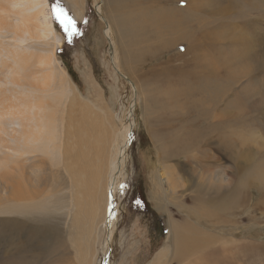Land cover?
Here are the masks:
<instances>
[{"label":"bare ground","instance_id":"obj_1","mask_svg":"<svg viewBox=\"0 0 264 264\" xmlns=\"http://www.w3.org/2000/svg\"><path fill=\"white\" fill-rule=\"evenodd\" d=\"M69 1L76 7L78 6L76 17L82 19L84 13L81 0ZM219 3L220 0L214 2L206 0L205 6L209 11L204 13L203 21H201H205L211 27L203 26L199 17L191 12V7L188 5L184 9L173 8L167 15H159V18L156 16L158 20L153 17L156 13L152 14L148 9V13H145L144 17L142 16L144 18L141 21L142 33L139 32V35H135L140 37V40L143 37H146L147 40V37L151 36L147 30L152 29L148 28L149 25H153L155 19L159 25L166 23V27L175 31V33H170L177 35L182 32L181 27L185 23L184 16L191 14L195 21L193 24L196 21L200 23L201 30L215 44V51L211 53L208 48L205 50L204 46L202 47V42L197 43L192 39V36L184 34L182 39L192 41V44L188 47L189 50L185 55H180L177 58L173 56L174 60L177 59L176 62L184 63L173 67L169 61L164 63L161 76H164L165 86H159V84L153 86L148 81H141L140 84L133 86L135 95L141 97V101L144 102L146 118L153 113L148 118L151 121H158L159 126L164 123L161 119V111L160 116L158 115L159 110L177 114L184 113L192 107L196 108L199 113L205 114L204 129L209 126L215 132L218 130L216 132L218 134L214 136H212V132L210 136H204L200 140L201 144L194 141V138L197 137L194 133L179 131L172 137L171 143L181 144L180 147L187 149L179 160V165H182L184 173L168 179V184L172 186L171 192L166 190L163 192L168 198L173 196V190L178 188L184 193L193 190L198 198L200 194H203L211 199L210 185L197 182V167L205 169L211 167L212 170H215L218 184L217 191L213 192V195L215 194L213 199L222 197L221 180L227 173L222 172L223 174H221L218 169H215L219 168L221 158L218 156L211 158L212 149H216L221 155L222 153L226 154V159L233 166V178H236L240 171L238 151L241 145L238 146V144L241 143L239 141H242V130L237 134L236 128L231 126L228 129L226 125L236 121L242 115V111L237 109L235 114L230 116V111L224 108H215L217 104L207 105L211 102L210 100L198 99L195 101L192 94L186 89V84L185 87L182 85L188 78L181 83L171 78L172 76L188 75L191 79L199 82L205 81L204 78L210 80L209 78L220 77L224 71L229 73V77L230 75L239 76L243 69L251 68L252 64L249 62L255 56L250 57L251 53L259 51L257 49L260 45L259 41H261V45H264V33L259 38V32L248 34L252 30L249 29V26L242 28L241 32H237L238 24L221 23L220 25L218 23L215 25L219 17L224 19V9ZM158 7L163 8L162 5H158ZM125 15L128 16L127 13ZM132 15H130L131 18ZM123 23L128 29L133 24V20L123 21ZM120 25L122 24L117 26ZM111 27L108 34L109 40L113 41ZM129 31H125L127 36L124 40L122 37L121 41H118L119 45L115 41H110L114 50L112 58L114 56L115 61H113L116 63V67L113 68L115 74L113 71L111 72V75L114 74L115 82L118 81L116 77L119 73L118 69L120 66H124L119 53L120 49L127 56L128 60L124 58L127 63H134L132 54L127 51L128 49L126 50L128 47L126 44L129 45L134 39L136 40L130 34L132 32ZM218 32L229 36L217 41L215 33ZM2 34H10L12 43L11 48H5L0 43V264H50L55 259L59 264H96L97 246L102 233L106 231L107 234L104 248H102L104 257L114 237L113 228L118 221V204L115 199L121 182L125 178L129 147L127 138L130 137L134 123L129 120L120 131L118 130L119 128L113 122L115 114H112L107 107L103 93L98 95V91L102 89L98 86L95 77L90 74V70L88 74L83 73L89 86V94L84 97L69 75L60 65H57L55 50L56 47L61 46V42L55 32L48 0H0V37H3ZM245 35L252 36V38L243 41ZM51 36L54 40L52 52L31 54L22 50L21 46L29 41L50 39ZM172 41L173 39H171ZM134 51L136 53L137 50ZM5 52H8L13 59L15 66L20 67V64L27 65L29 63L26 71L20 69L17 71L11 66L10 68L3 66ZM214 52L216 57H214ZM142 53L140 56L143 55ZM144 54L146 55V53ZM188 54H192V56L187 57ZM184 56H186L185 59ZM82 59L83 64L88 66L86 56L82 55ZM187 60H190L191 64L187 65L185 62ZM240 69L242 70L238 71ZM147 72L145 73L146 77L155 70L150 69ZM136 79L142 80L141 77ZM9 84L10 87L5 88ZM55 89L58 91L55 92V97H50L49 93ZM94 96H97L96 113H94L93 105ZM64 107L67 109L65 118L61 111ZM194 131L200 132V129L197 128ZM161 135L160 139L156 140V147L160 150L165 147L164 138ZM197 151L202 154L203 159L195 162L193 153ZM210 158L216 167L212 163L208 164ZM177 167H180L181 170V166L177 165ZM158 186L163 189L162 184H158ZM152 196L158 211H166L167 205L170 204L169 200H162L156 193ZM202 211L205 209L202 208ZM192 231L200 230L190 229L172 219L171 237L169 238L172 239L174 245L171 249L168 243L165 244L150 264H234L236 262L233 253L231 256H226L227 258L217 259L214 263L209 259L208 253L199 254L215 249L206 238L198 237L192 234Z\"/></svg>","mask_w":264,"mask_h":264},{"label":"rangeland","instance_id":"obj_2","mask_svg":"<svg viewBox=\"0 0 264 264\" xmlns=\"http://www.w3.org/2000/svg\"><path fill=\"white\" fill-rule=\"evenodd\" d=\"M48 1L54 21L55 32L61 42V46L56 47L57 49L55 50V56L58 60L57 65H60L69 75L72 82L80 89L84 97H87L89 94V86L86 83L83 73L86 72L88 74L90 70V74L95 77L98 86L102 89L98 91V95L103 93L107 107L112 114H115L113 115V122L117 128H119L118 130L120 131L129 120H132L134 123L129 135L130 137L127 138L129 147L128 161L125 167V178L124 181L121 182V187L115 199L118 204V221L117 225L113 228L114 237L104 257L102 248H104L103 245L107 234L106 231L102 233L100 243L97 246L96 264H150L165 244L167 245L168 243L171 249L174 245L172 244V239L169 238L171 237L170 229L172 219H175L180 224L186 225V227L190 229L200 230L192 231V234L206 238L215 250L211 252H200L199 254L208 253L209 259L213 263L216 262L217 259L221 257L227 258L233 253L235 256L234 261L239 262H235L234 264H264V45H261V41H257L260 43L257 48L260 52L253 51L251 53L250 57L255 55L252 58L253 60L249 62L252 64L250 66L251 68L248 70L243 69L242 74L239 76L230 75L229 77V73L224 71L222 73L224 76L221 75L222 77H214V79L209 78L210 80L204 78L205 81L199 82L191 79L188 75L171 77L173 80H177L178 83L186 81V78H190V81L187 79L190 84L186 81L182 83V85L185 87L186 84V89L192 94L195 101L198 99L210 100L211 102L207 103V105L212 104L213 106L217 104L215 108H224L230 111V116L234 115L237 109H240L242 115L232 124H227L226 127L228 129L231 126L236 128L237 134L242 130L241 135L243 137L242 141H239L242 144H238V146L241 145L238 151L240 171L236 178H233V166L226 159V154L222 153L221 155L216 149L211 150V158L213 156L221 158L219 168L215 169H218V172L221 174H223L222 172L227 173L224 179L221 180V198L213 199L215 195H213V192L217 191L218 183L215 177V170H212L211 167H206V169L204 167L196 168L197 182L199 181L210 185L211 199L203 194H200L198 198L196 197V192L193 190L184 193L178 188L174 189L172 192V195L176 197L170 196L168 198L163 193L164 190L171 192L170 189L172 186L168 184V179L171 177H178L180 174L184 173L182 165H179V160L184 156V151L187 149L180 147L181 144L175 145L171 143V140H173L172 137L178 134L179 131H182L181 133H194L197 135L194 141L201 144L200 140H202L204 136H210L211 132L212 136H214L218 134L216 133L218 130L215 132L211 130L209 126L204 129L203 119L206 118L205 114L199 113L196 108L192 107L184 113L177 114H175V112L172 114L164 110H159L158 115L160 116L161 111V119L162 122H164L159 126L158 121H151L148 118L151 117L153 113L146 118L147 115L144 110V102L143 100L141 101V97L135 95L133 86L141 81H148L153 86L158 84L159 86H165L166 82L163 78L164 76H161V69L164 67V63L169 61L172 67L184 63L180 61L176 62L177 59L174 60L173 56L177 58L180 55H185L189 50L188 47L192 44V41L189 42L188 40L182 39V36H185L184 34L192 36V39L196 40L197 43L202 42V47L204 46V49L208 48L211 53L215 51L214 42L201 30L202 26L200 25L201 23L203 26L208 25L211 27V25L207 24L205 21L202 22L204 13L209 11L208 7L205 6L206 0H81L84 13L82 19L76 17L78 6L76 7L71 1ZM208 1L214 2L215 0ZM115 2L120 4L117 5ZM219 4L222 9H224V19L219 17L215 25L218 23L220 25L221 23L238 24L237 32H241L242 28L249 26V29H252L248 32L249 35L256 32L260 33L259 38L263 35L264 0H220ZM57 5L66 9L67 15L75 20L76 28L78 29L77 34L69 36L64 30L60 20L57 19V13L55 11ZM158 5H162L163 8H159ZM187 5L191 7V12L199 17L200 23L196 21V23L193 24L195 22L193 16L191 14L185 15V23L181 27L182 32L177 35H172L170 33H175V31L166 27V23L162 25L158 24L157 20L160 16L167 15L173 8L184 9ZM125 8L127 9L125 10ZM148 9L152 14L156 13L153 17L157 16L158 18L156 17L157 20H153V25L147 24L149 25L148 29L152 28L147 30L151 33V36H149L150 38L147 37L146 40V37H143L140 40V37H136L135 35L142 33L141 26L143 25H141V21L144 20L142 16L144 17L145 13H148ZM116 12L119 14L118 16ZM124 12L128 14L127 17ZM130 15H132V18ZM130 19L133 20V24L130 28L126 29L123 21H128ZM121 20L122 23H120ZM137 21L139 22L137 23ZM119 24H122L120 25L122 29L120 26H117ZM220 25L219 27L221 28ZM110 27L113 41L117 42L118 45L121 38L123 37L122 40H124L127 36V34H125L126 30H130L132 32L130 34L133 35V38H136V40L134 39L133 42L130 43L131 45L126 44L128 46L126 50L128 49L127 51L133 56H131L134 61L133 64L127 63V56L122 53L119 46V53L124 66H120L118 69L119 73L116 76L118 78L117 82L113 80L115 74L113 68L116 67V63L114 62V56L112 58L114 50L110 42L112 39L110 38L111 40H109L108 30ZM118 27H120V31ZM153 29L154 31L151 32ZM184 31L185 33H183ZM215 35L217 41H220L225 36H229L221 32L215 33ZM249 35H245L243 41L252 38V36ZM1 36L3 37H0V43H2L5 48H11L12 42L10 34H2ZM137 38H139V40H137ZM151 38L153 39L151 40ZM171 39H173L172 42ZM166 41H168V44H166ZM53 45L54 40L51 36L50 39L29 41L21 47L25 53L39 54L40 52H52ZM134 50H139V54L137 51L135 53ZM142 51L144 52L142 53ZM5 53L6 56L3 61L4 63L6 62V64L2 63L3 66L8 68L11 66L14 70L20 69L21 71H26V67H29V63L27 65L20 64V67L15 66L8 52ZM141 53L143 54L142 56H140ZM144 53H146V55ZM82 55L86 56L89 67L83 64ZM191 56L192 54L187 55V57ZM216 56L215 53L214 57ZM185 57L186 56H184V59ZM124 58H126V60ZM185 62H187V65L191 64L190 60ZM150 69H154L155 72L146 77L145 73ZM241 70L242 69L238 71ZM112 71L114 74L112 73L111 75ZM138 77H141L142 80H137L136 78ZM218 79L219 81H216ZM221 83H226V85ZM8 87H10V84L5 88ZM51 92L49 96L55 97V92L58 91L55 89L51 90ZM93 105L94 113H96L97 96H94ZM61 111L65 118L67 114L66 107L62 108ZM60 117L61 112L59 114V119ZM154 126L156 127L154 128ZM197 128L200 129V132L194 131ZM160 135L164 138L165 144L162 150L156 147V140L160 139ZM193 154H195V162L203 159L200 152L197 151ZM211 158L208 160V164L210 165V163H212V165L216 167V164ZM177 165L181 166V170ZM193 165L196 167L195 164ZM158 184H162L163 189L160 188ZM155 193L158 197H161L162 200H169L170 204L167 205L166 211H158L156 203L152 198V195ZM224 194H227V196H224ZM201 203L203 205H200ZM202 208H204L205 211H202ZM153 212L159 216L158 219L165 229L166 234L162 241L159 238L161 237V230L160 227L156 225L157 220ZM56 260L57 259L50 264H59L57 262L58 260Z\"/></svg>","mask_w":264,"mask_h":264},{"label":"snow or ice","instance_id":"obj_3","mask_svg":"<svg viewBox=\"0 0 264 264\" xmlns=\"http://www.w3.org/2000/svg\"><path fill=\"white\" fill-rule=\"evenodd\" d=\"M55 11L57 13V19L60 20V23L63 25L64 30L68 33L69 36L78 33V29L76 28L75 20L67 15L66 9L59 7L58 5L55 7Z\"/></svg>","mask_w":264,"mask_h":264},{"label":"trees","instance_id":"obj_4","mask_svg":"<svg viewBox=\"0 0 264 264\" xmlns=\"http://www.w3.org/2000/svg\"><path fill=\"white\" fill-rule=\"evenodd\" d=\"M153 215L155 216V219L157 220V223H156V225H158L159 227H160V234H161V237H159L160 238V240L162 241L163 239H164V236H165V229H164V227H163V225H162V223H161V221L158 219L159 218V216L155 213V212H153ZM155 235H157V234H155ZM155 240H156V238H155ZM157 241H159V240H157Z\"/></svg>","mask_w":264,"mask_h":264},{"label":"crops","instance_id":"obj_5","mask_svg":"<svg viewBox=\"0 0 264 264\" xmlns=\"http://www.w3.org/2000/svg\"><path fill=\"white\" fill-rule=\"evenodd\" d=\"M109 189V188H108Z\"/></svg>","mask_w":264,"mask_h":264}]
</instances>
